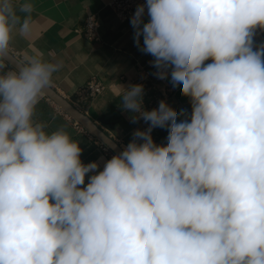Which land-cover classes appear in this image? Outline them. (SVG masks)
<instances>
[{"label": "clouds", "instance_id": "clouds-1", "mask_svg": "<svg viewBox=\"0 0 264 264\" xmlns=\"http://www.w3.org/2000/svg\"><path fill=\"white\" fill-rule=\"evenodd\" d=\"M32 11L33 0H0V264H264V43L253 39L264 0L137 6L135 44L191 112L165 100L146 110L142 84L118 85L148 127L102 170L34 119L61 63L35 52L7 67Z\"/></svg>", "mask_w": 264, "mask_h": 264}, {"label": "crops", "instance_id": "crops-1", "mask_svg": "<svg viewBox=\"0 0 264 264\" xmlns=\"http://www.w3.org/2000/svg\"><path fill=\"white\" fill-rule=\"evenodd\" d=\"M109 1L33 0V11L29 14L30 30L26 34H21L18 29L13 32L10 51L20 60L25 55L40 52L46 60L59 61L61 67L53 74L51 86L124 148L133 138V132L146 129L148 124L143 120L136 123L131 121V114L122 109L121 101L116 97L118 85L128 87L142 84L146 110L158 107L159 102L165 100L177 111L183 109L190 114L191 103L188 97L182 95L181 86L173 87L170 79L161 80L154 74L145 76L146 68L156 69L151 63L154 58L140 51L134 42L130 20L136 8L123 20L109 6ZM90 14H96L101 22V38L97 41L89 40L81 33L84 21ZM24 15L21 14L22 17ZM144 19H148L147 12ZM253 39L256 46L264 43V31L257 30ZM6 63L7 67H11ZM92 76H97L105 84V90L95 97L76 102L78 88L84 86ZM68 115L53 100L44 97L36 107L34 119L46 124L48 132L57 128L66 130L74 140L80 141L82 162L97 161L99 170H102L104 162L115 153L111 150V155L103 151L100 147L102 141L84 126L87 131L77 127L76 120ZM167 135L166 128L152 131L157 144L166 145ZM87 182L86 176L85 185Z\"/></svg>", "mask_w": 264, "mask_h": 264}, {"label": "built area", "instance_id": "built-area-1", "mask_svg": "<svg viewBox=\"0 0 264 264\" xmlns=\"http://www.w3.org/2000/svg\"><path fill=\"white\" fill-rule=\"evenodd\" d=\"M143 3H146V0H110L109 6L113 9V11L119 18L124 20L129 16L132 10ZM90 17L94 18L95 20V24L92 26H90ZM100 26L101 22L99 20V17L96 14H90L84 21L81 33L89 40H100ZM154 73L155 70H152L150 68L145 69V76L147 77L153 75ZM105 88V84L101 80H99L97 76H92L84 86L78 88L75 101L82 102L91 97H95L98 94L102 93ZM44 97L48 98L46 95H44L43 98ZM75 124L77 125V127L87 131L79 122L75 121ZM91 138L93 137L91 136ZM100 147L103 151L113 155V152L110 150V148L103 142H100Z\"/></svg>", "mask_w": 264, "mask_h": 264}, {"label": "water", "instance_id": "water-1", "mask_svg": "<svg viewBox=\"0 0 264 264\" xmlns=\"http://www.w3.org/2000/svg\"><path fill=\"white\" fill-rule=\"evenodd\" d=\"M19 60L20 59L10 51L6 62H8L12 66V62ZM45 95L49 99L53 100L59 107H61L82 126L88 129L95 137L106 144L115 154H118L123 150V147L114 138H112L107 132H105L87 114L76 107L70 100L57 92L52 86H50L46 90Z\"/></svg>", "mask_w": 264, "mask_h": 264}]
</instances>
